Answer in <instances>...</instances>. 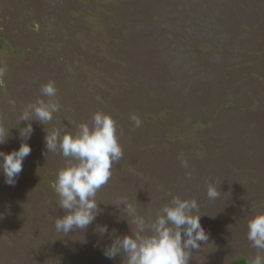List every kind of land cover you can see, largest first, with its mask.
<instances>
[{"label":"rangeland","instance_id":"374dc122","mask_svg":"<svg viewBox=\"0 0 264 264\" xmlns=\"http://www.w3.org/2000/svg\"><path fill=\"white\" fill-rule=\"evenodd\" d=\"M0 73V151L19 148L21 111L49 81L54 126L75 131L103 110L123 148L95 220L64 236L51 187L64 158L46 156L45 126L31 120L16 183L0 172V264H123L105 255L132 226L112 203L154 214L173 196L198 201L209 236L188 264H249L247 220L264 210V0H0Z\"/></svg>","mask_w":264,"mask_h":264},{"label":"clouds","instance_id":"9594fccd","mask_svg":"<svg viewBox=\"0 0 264 264\" xmlns=\"http://www.w3.org/2000/svg\"><path fill=\"white\" fill-rule=\"evenodd\" d=\"M40 92L41 96L21 111L19 122L25 120L29 123L20 128L24 139L19 148L10 152L0 151V172L7 184L16 183L23 161L31 153V146L27 143L33 132L30 121L34 119L44 125L46 156L59 152L64 158L51 187L58 198L59 208L65 213L57 216L55 229L67 236L76 229H86L95 220L100 211L97 193L108 184L113 165L123 156V148L116 121L110 113L97 110L90 122L79 123L75 131L56 127L53 125L54 114L62 106L53 99L58 93L55 82L45 83ZM129 119L135 127L142 126V120L135 113H130ZM46 125L53 126L46 129ZM6 139L0 125V144ZM179 159L182 166L188 168L183 154ZM220 194V185L210 180L206 185L207 198L216 200ZM112 204L122 205V213L131 218L130 234L115 236L105 249L108 258L122 254L123 264H188L192 250H200L201 242H208L209 236L200 222L202 214L195 198L173 196L154 214H141L127 197H121ZM102 229V233L107 231L106 226ZM246 238L254 250L249 264H264V210L254 211L248 218Z\"/></svg>","mask_w":264,"mask_h":264},{"label":"trees","instance_id":"16d2710c","mask_svg":"<svg viewBox=\"0 0 264 264\" xmlns=\"http://www.w3.org/2000/svg\"><path fill=\"white\" fill-rule=\"evenodd\" d=\"M233 264H248V262L245 259H241L239 261L233 262Z\"/></svg>","mask_w":264,"mask_h":264}]
</instances>
